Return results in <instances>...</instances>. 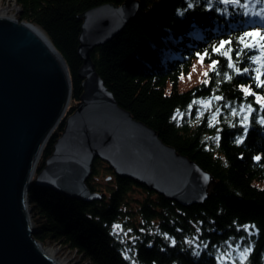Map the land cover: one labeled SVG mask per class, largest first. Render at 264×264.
Masks as SVG:
<instances>
[{
  "label": "trees",
  "instance_id": "obj_1",
  "mask_svg": "<svg viewBox=\"0 0 264 264\" xmlns=\"http://www.w3.org/2000/svg\"><path fill=\"white\" fill-rule=\"evenodd\" d=\"M124 1L14 0V17L39 26L66 62L71 104L65 116L82 93L78 15ZM137 1L136 17L93 49L91 60L122 109L212 176L208 197L182 207L95 159L86 185L100 200L31 185L34 238L73 253L76 264H264V0ZM201 57L207 75L178 90L179 76ZM62 130L61 123L37 172ZM99 176L102 188L94 182ZM117 225L128 231L125 238Z\"/></svg>",
  "mask_w": 264,
  "mask_h": 264
},
{
  "label": "water",
  "instance_id": "obj_2",
  "mask_svg": "<svg viewBox=\"0 0 264 264\" xmlns=\"http://www.w3.org/2000/svg\"><path fill=\"white\" fill-rule=\"evenodd\" d=\"M139 2L106 3L78 15L82 93L65 116L71 80L65 60L37 25L0 5V264H59L39 241L29 207L32 184L83 202L100 200L86 180L95 159L182 207L202 204L212 176L164 144L122 109L95 71L90 54L138 14ZM63 130L40 171L56 127Z\"/></svg>",
  "mask_w": 264,
  "mask_h": 264
},
{
  "label": "rangeland",
  "instance_id": "obj_3",
  "mask_svg": "<svg viewBox=\"0 0 264 264\" xmlns=\"http://www.w3.org/2000/svg\"><path fill=\"white\" fill-rule=\"evenodd\" d=\"M0 5L8 6L11 14L15 16L16 6L14 4V0H0ZM199 60H194L189 71L186 73H183L179 76L178 90L182 91V90L191 88L203 80L205 73L209 69V64L202 63V62H200L201 60L200 61ZM70 104H71V101H70L69 105ZM199 104L201 105V107L203 109L208 107V103H206V102H200ZM69 105L67 106V109H68ZM39 161H40V159H39ZM37 167H38V164H37ZM37 167H36V170H37ZM94 182L98 183V186L100 188H102V186L104 185V182H105V177L104 176L96 177L94 179ZM131 196L135 197V198H142L143 197V195L138 194L136 192L132 193ZM114 229H115L116 233H120L124 238L128 234V231L124 230L123 228L121 229V227L116 228L114 226ZM43 245L52 247L53 249H56L54 256H56L59 259L64 258L67 261L66 264H76L77 263L76 262L77 261L76 256H74L73 253L65 250L64 248H62L58 244H56V243H44Z\"/></svg>",
  "mask_w": 264,
  "mask_h": 264
},
{
  "label": "bare ground",
  "instance_id": "obj_4",
  "mask_svg": "<svg viewBox=\"0 0 264 264\" xmlns=\"http://www.w3.org/2000/svg\"><path fill=\"white\" fill-rule=\"evenodd\" d=\"M12 16L14 17V15H12ZM41 247L43 248V250H44L47 254H49L50 256H52L53 258H55L56 261H57V263H59V264H66V263H67V261H66L64 258L59 259V258H57L56 256H54V254H55V252H56V249H53L52 247L44 246V245H41Z\"/></svg>",
  "mask_w": 264,
  "mask_h": 264
},
{
  "label": "snow or ice",
  "instance_id": "obj_5",
  "mask_svg": "<svg viewBox=\"0 0 264 264\" xmlns=\"http://www.w3.org/2000/svg\"><path fill=\"white\" fill-rule=\"evenodd\" d=\"M225 2L227 3L228 2V0H225ZM249 35H253V34H249ZM225 46V42H221V45L218 47V48H214L213 50L214 51H219V49L220 48H223ZM222 54H226V53H222ZM204 55H207V53H205ZM203 61V57H201V62ZM213 64H215V61H213ZM231 66V65H230ZM245 71H247V70H245ZM205 75H207L206 73H205ZM175 118V117H174ZM257 159H259V157H257ZM116 228H119L120 226L119 225H117V226H115ZM254 227V226H253ZM173 243H174V241H173ZM248 251H249V249L248 248H245L244 249V252L242 253V255H246L247 253H248Z\"/></svg>",
  "mask_w": 264,
  "mask_h": 264
}]
</instances>
